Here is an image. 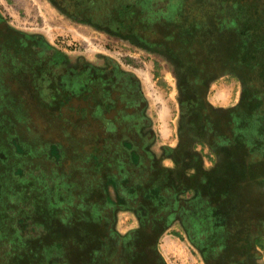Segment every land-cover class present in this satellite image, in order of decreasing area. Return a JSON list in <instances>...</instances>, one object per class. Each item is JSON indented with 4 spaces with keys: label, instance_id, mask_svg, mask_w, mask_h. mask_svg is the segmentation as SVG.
<instances>
[{
    "label": "flooded vegetation",
    "instance_id": "af4514ba",
    "mask_svg": "<svg viewBox=\"0 0 264 264\" xmlns=\"http://www.w3.org/2000/svg\"><path fill=\"white\" fill-rule=\"evenodd\" d=\"M48 1L170 63L175 138L160 140L138 64L71 55L0 11V264H169L165 235L202 264H264V111L246 100L263 83L237 51L264 58V0H240L263 12L257 41L229 0ZM231 77L235 106L213 100Z\"/></svg>",
    "mask_w": 264,
    "mask_h": 264
},
{
    "label": "rangeland",
    "instance_id": "374dc122",
    "mask_svg": "<svg viewBox=\"0 0 264 264\" xmlns=\"http://www.w3.org/2000/svg\"><path fill=\"white\" fill-rule=\"evenodd\" d=\"M206 6H208L207 3H203L198 9H204ZM0 11L15 27L29 33H38L49 43L62 47L63 51L71 55L80 54L87 59L100 55L123 63L138 64V73L143 80L144 91L149 102V113L161 135L160 140L167 142L175 138L177 84L170 63L162 56L83 23L74 22L55 9L48 0H0ZM212 92L213 100L220 99L224 105L235 106L242 95V84L233 77L221 78L214 84ZM12 135L14 132L10 129L7 136L11 138ZM15 173L17 177L22 176L18 167L15 168ZM42 215L37 216L38 221H34L40 229L50 231L58 229L56 224L61 223L49 217L46 220V217ZM48 216H51V213ZM122 220L121 224L126 221L125 216ZM159 244L169 264H202L197 254L190 249L191 245L189 244V247L185 241L165 235Z\"/></svg>",
    "mask_w": 264,
    "mask_h": 264
},
{
    "label": "trees",
    "instance_id": "16d2710c",
    "mask_svg": "<svg viewBox=\"0 0 264 264\" xmlns=\"http://www.w3.org/2000/svg\"><path fill=\"white\" fill-rule=\"evenodd\" d=\"M106 1V0H105ZM109 0H107L106 2H108ZM114 1H118L120 4H121V2H122V0H114ZM228 4H230L234 9H238L239 10V12L242 14V15H245V14H248L247 16H249V17H247V19L249 18V20L250 21H248L246 24H245V19H244V27L246 28V30H247V35H246V37H247V39H249L250 37L251 38H253V39H255V41H257V39H259V37H258V30L256 29V28H254L253 26H250V23H255V22H253V20L255 19V17H258V16H263V12L262 13H260V15H255V13L254 12H250L249 11V8L247 7V4L246 3H244V2H241L240 0H229L228 1ZM89 7H91L90 5H89ZM122 9L124 8V7H122V6H120ZM232 8V9H233ZM121 9V10H122ZM249 11L250 13H247L246 11ZM263 11H264V9H263ZM254 18V19H253ZM240 20L238 17H237V15L236 16H234V20ZM250 30H252V31H254L255 30V32L257 33V34H252V33H250ZM263 44H264V42H263ZM244 44H242L240 47L237 45V51H238V54L240 53V51L241 52H245L246 54H245V56H242L244 59H245V61H241V62H243V64L244 63H246V69H248L249 71H251V72H253V74L255 75V76H257L256 77V79H260L261 81H262V87H263V89H261V88H258V91L256 92V90H254V91H252V97L250 96V94L246 97V100H250L251 101V99H253V101H256L255 102V104H256V106L257 107H254V109H256L257 111L259 110L260 112L261 111H264V58H256L255 60H254V58L257 56V55H253L252 53H254L255 52V50L257 49V47L256 48H254V50L253 49H250L249 47H251V45L249 44V45H247V49L244 51ZM246 47V46H245ZM255 47V46H254ZM236 51V50H235ZM234 51V52H235ZM257 51V50H256ZM251 52V53H250ZM262 52L264 53V45H263V49H262ZM250 53V54H249ZM237 56L238 55H235V54H233L232 55V59H234V58H237ZM262 69V70H261ZM253 87H254V85H253ZM261 90H263V92L261 91ZM263 93V94H262ZM249 103V102H248Z\"/></svg>",
    "mask_w": 264,
    "mask_h": 264
}]
</instances>
